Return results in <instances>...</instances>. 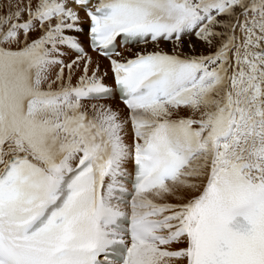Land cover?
I'll list each match as a JSON object with an SVG mask.
<instances>
[{"label": "snow or ice", "instance_id": "snow-or-ice-1", "mask_svg": "<svg viewBox=\"0 0 264 264\" xmlns=\"http://www.w3.org/2000/svg\"><path fill=\"white\" fill-rule=\"evenodd\" d=\"M0 264H264V0H0Z\"/></svg>", "mask_w": 264, "mask_h": 264}, {"label": "bare ground", "instance_id": "bare-ground-1", "mask_svg": "<svg viewBox=\"0 0 264 264\" xmlns=\"http://www.w3.org/2000/svg\"><path fill=\"white\" fill-rule=\"evenodd\" d=\"M83 15V14H82ZM85 27H86V25H85ZM106 83H108V84H112V81L111 80H108V81H106ZM109 103H111L112 104V106L114 107V108H120V109H123V104L121 103V102H119V100L118 99H113L112 101H110ZM128 167H129V169L131 168V165L129 164L128 165Z\"/></svg>", "mask_w": 264, "mask_h": 264}]
</instances>
